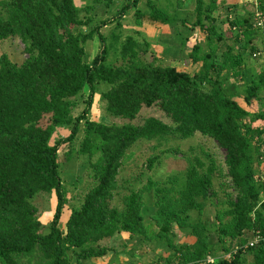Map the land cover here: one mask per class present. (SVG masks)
Wrapping results in <instances>:
<instances>
[{
  "label": "trees",
  "instance_id": "obj_1",
  "mask_svg": "<svg viewBox=\"0 0 264 264\" xmlns=\"http://www.w3.org/2000/svg\"><path fill=\"white\" fill-rule=\"evenodd\" d=\"M114 2L94 0L108 7ZM206 5L214 10L217 0L210 4L198 0L195 26L208 35L185 58L193 65L201 64L192 73L157 64V57L146 60L134 36L122 43L123 63H110L107 39L101 32L107 23L83 31L93 21L82 17L83 9L75 0L0 2V42L18 37L28 54L22 63L8 54L0 56V264H75L74 260L82 264L106 256L111 249L104 242L121 233L145 242H165L174 249L169 264H264V240L251 245L257 233L264 237V180L257 167L264 157V105L255 113L228 90L231 77L245 78L249 67L248 55L240 53L237 44L246 40L257 56L256 41L264 27L250 17H238L232 27L239 33L229 34L236 43L222 51L219 43L226 34L206 15ZM149 7L152 23L188 24L179 9L172 12L154 0H149ZM258 9L264 11V0ZM96 36L104 50L89 62L86 45ZM243 93L250 106L264 99V66L244 83ZM97 94L105 104L101 111L112 124L91 118ZM151 108L163 111L173 124L156 116L142 120L143 110ZM59 127L70 128L71 134L52 144ZM82 130L79 154L89 163L94 186L79 201L71 202L59 150L73 145ZM199 133L227 151L232 193L215 188L221 168L208 154L210 163L188 156L189 165L182 174L164 181L151 176L141 188L129 187L120 195L118 178L133 146L144 141L155 143L157 150L172 139ZM160 161V155L151 156L148 170L154 172ZM147 192L155 196L151 223L144 214ZM40 194L57 197L48 226L35 203ZM209 205L217 207L212 229L226 246L222 257L211 242L210 223L203 220ZM66 208L70 213L63 227ZM176 228L191 229L196 242L176 245ZM248 233L252 234L249 240ZM229 240L234 246L227 245ZM248 252L253 261L245 257Z\"/></svg>",
  "mask_w": 264,
  "mask_h": 264
},
{
  "label": "rangeland",
  "instance_id": "obj_2",
  "mask_svg": "<svg viewBox=\"0 0 264 264\" xmlns=\"http://www.w3.org/2000/svg\"><path fill=\"white\" fill-rule=\"evenodd\" d=\"M3 0H0V2ZM134 0H121L118 2V6L114 11H106L104 3H94V0H75L76 5L83 9L82 17H87L88 20L92 19L93 23L88 24L82 28L83 31L89 32L96 29L100 24L106 22L105 26H101V32L107 39L106 45L110 50L109 61L112 64L120 65L123 61L119 57V51L121 52L122 43L127 40L128 37L134 36L142 45L144 53L142 56L146 60H154L157 57V64L165 66H176L181 70L189 71L192 73L197 72L201 68V64L193 65L191 60H186L185 56L190 52L194 46L201 41V37L205 40L208 33L201 29L200 26H195L197 21V4L198 0H154L160 7L167 8L174 12L179 9L183 11L184 17L188 20V24L184 25L178 21L172 26L163 25L162 23H152L150 21V7L149 0H140L138 6L133 5ZM213 0H206L207 4H210ZM262 0H217L218 6L214 10H210L209 5L205 6L206 15H210L212 20L215 21L217 29L226 34L225 41L219 43L221 50L223 51L227 46L233 45L234 39L230 38L229 34L234 37L235 32L239 33L238 28L232 27V22L238 17H250L255 22L262 21L264 19V11L260 12L258 7ZM131 3L130 8L124 10V7ZM104 9V12H103ZM139 11H142L144 15H140ZM257 13L258 17H257ZM205 22L210 25L205 17ZM212 25V24H211ZM166 26V27H165ZM258 27H264L258 24ZM264 28H260V36L256 41L259 50L256 51L257 56H254V52L251 51L250 46L246 40L240 41L237 45V49L240 53L248 55L249 67L245 71V78L240 79L231 77L229 81L228 90L231 97L238 100L241 105L246 109L253 112L260 111L264 105V99H260L253 105H248L244 99L243 86L246 81H250L254 73L263 68L264 66ZM194 31V32H192ZM194 35L190 37L191 34ZM201 35V36H200ZM204 42V41H203ZM104 50V43L97 36L94 40H90L86 45L87 61H92L96 56ZM8 54L14 62L22 63L28 54L26 53V46L20 38H13L3 42H0V56ZM106 88V87H105ZM85 107L84 104H82ZM105 104L100 94L95 97L94 106L91 112V118L97 122L112 124L114 121L104 116L102 109ZM149 116H156L166 123L173 124V120L168 117L163 111L157 108L144 109L141 114V119H145ZM48 119V118H47ZM47 119L44 121L47 122ZM71 134V129L68 127H59L52 136L51 143L55 144L62 138H66ZM85 136L84 130H82L76 141L71 144H65L60 148V164L65 182V187L69 191L68 197L71 202L79 201L83 196L89 192L94 186L89 176V163L82 158L79 154L83 138ZM155 143L139 142L129 150L130 156L124 163L120 175V192L125 195L129 192V187L141 188L148 181L149 177H153L159 181L166 180L169 176L176 174H182L187 170L189 165L187 157L194 158L200 156L205 159L207 163H210L208 154L216 159L218 166L221 170L219 175L215 178V188L218 190L233 192L230 187V177L228 176V168L226 164L227 151L222 148L218 142L209 136L203 134H197L189 139H172L157 150L153 148ZM154 154L160 155L161 161L156 167L154 172H150L147 167L148 159ZM261 162V163H260ZM258 164L259 176H262L264 180V157ZM224 181V186L222 185ZM226 185V186H225ZM222 189V190H221ZM216 190V191H218ZM146 205L144 208V214L148 223L152 222V215L156 212L155 196L153 192H147L145 194ZM36 205L42 211L41 221L45 226H48L54 217V213L57 206V197L55 194H40L36 197ZM71 208V206H70ZM69 208L63 215V227L70 213ZM217 207L215 205H209L204 213L203 220L208 221L209 227H211L210 238L212 244L217 248L216 255L218 257L225 256L224 246L218 241L215 231L212 229L213 222L215 221V213ZM193 213V216H196ZM157 230H159L157 228ZM129 233H124V237H115L114 241H105L104 245L111 249L107 257L114 259L117 252L123 253L127 259L126 264H144V259L140 258V242L134 240H128ZM252 234L248 233V240ZM197 238L192 235L191 229L176 228V245H192ZM228 246H234L233 242L229 240ZM143 248V252L149 255V263L152 264H169L170 259H174V249L169 248L165 242H154L153 244H146ZM153 255V256H150ZM112 257V258H111ZM245 257L248 261H253V255L251 253H245ZM105 258L102 257V259ZM100 258H94L91 261H97L101 264H106L107 261L100 260ZM108 264H111V262ZM75 264L77 263L74 260ZM175 262V260H173ZM83 263V262H82ZM176 263V262H175Z\"/></svg>",
  "mask_w": 264,
  "mask_h": 264
},
{
  "label": "crops",
  "instance_id": "obj_3",
  "mask_svg": "<svg viewBox=\"0 0 264 264\" xmlns=\"http://www.w3.org/2000/svg\"><path fill=\"white\" fill-rule=\"evenodd\" d=\"M119 1H121V0H115V2L110 6V7H108V6H106L105 4H104V6H105V10L106 11H108V12H110V11H114V9L118 6V2ZM103 12H104V9H103ZM167 26H169V25H167ZM166 27V26H165ZM194 35V33L193 34H191L190 35V37H192ZM201 36V35H200ZM200 39H203V37H201ZM193 50V49H192ZM192 50L190 51V52H188L187 53V55H189V53H191L192 52ZM186 55V56H187ZM186 56H185V58H186ZM129 235V238H127L128 240H134L135 242H140L141 244V246H140V249L142 250L141 252H140V258H142V259H144V264H152V263H149L150 261H149V255H147V253H145V252H143L144 250H143V248L144 247H147V246H145L146 244H153L152 242H145L143 239H141V238H136V237H131V235L130 234H128ZM119 237H124V238H126L125 236H124V233H121L120 235H118ZM111 241H114V240H109L108 242H111ZM137 242V243H138ZM110 252H108V254H109ZM107 254V255H108ZM107 255L105 256V258H100V260H104V261H107L106 262V264H108V262L110 261V257H107ZM123 256H125V254H123V253H120V254H118V252L114 255V256H112L114 259H111L112 260V262H111V264H126V262L127 261H124V260H126L127 258L126 257H123ZM150 256H153V255H150ZM111 257V258H112ZM100 260H98V261H100ZM82 264H101L100 262H97V261H89V260H86V261H83V263ZM104 264V263H103Z\"/></svg>",
  "mask_w": 264,
  "mask_h": 264
},
{
  "label": "built area",
  "instance_id": "obj_4",
  "mask_svg": "<svg viewBox=\"0 0 264 264\" xmlns=\"http://www.w3.org/2000/svg\"><path fill=\"white\" fill-rule=\"evenodd\" d=\"M258 14L259 13H257V17H258ZM257 24L263 26L264 25V19L262 18V21L258 22ZM263 240H264V237H262V235L260 233H257L256 236H255V238L251 241V245H257L260 242H262Z\"/></svg>",
  "mask_w": 264,
  "mask_h": 264
}]
</instances>
